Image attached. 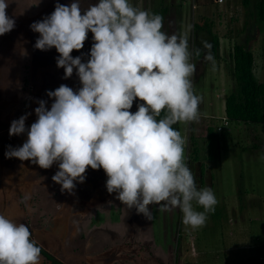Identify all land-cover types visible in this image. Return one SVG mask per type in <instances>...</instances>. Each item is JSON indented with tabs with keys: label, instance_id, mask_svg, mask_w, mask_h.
<instances>
[{
	"label": "rangeland",
	"instance_id": "374dc122",
	"mask_svg": "<svg viewBox=\"0 0 264 264\" xmlns=\"http://www.w3.org/2000/svg\"><path fill=\"white\" fill-rule=\"evenodd\" d=\"M83 1L82 10L98 3ZM72 2L8 0L6 12L14 19L15 27L0 36V131L7 126L9 130L12 121L24 115L26 129L30 128L38 119V101H47L49 110L54 102L48 91L62 84L74 91L82 87L76 69L70 78H64V69L57 67L59 53L54 47L46 51L35 47L40 34L30 27L50 16L57 3ZM129 2L162 15V31L168 35L187 33L190 47L201 50V56L192 59L196 65L194 91L203 97L199 105L201 119L191 125L178 122L175 130L186 140V163L198 189L210 187L216 196L214 212L208 213L206 223L196 229L183 224L179 208L162 204L150 205L152 216L146 219L116 199V193L107 191V175L102 168L88 167L85 181L76 182L73 194L62 192L61 185L52 180L59 170L57 163L42 169L31 161L6 158L10 146L18 148L27 140V132L10 136L8 131L0 134V186L7 198L3 200L0 194V214L25 224L31 239L65 264H238L248 257L264 259V148H254L264 145V124L231 121L222 130L216 129L219 156L214 160L205 158L206 129L221 123L225 97L236 88L229 56L233 44L245 42L247 37L255 54V77L264 82V23L255 27V0L247 6L242 0H227L221 5L212 0ZM164 6L166 12L161 9ZM205 21L211 22L210 30L219 38L218 55L211 48L215 68L204 59L207 50L202 42L211 44L207 28L193 27L194 22L203 26ZM93 43L89 31L84 47L71 55L87 62ZM140 103L135 100L130 111L135 113ZM194 145L199 149L200 161L189 156ZM20 203L27 214L22 215ZM194 207L203 211L198 205ZM40 264L49 261L41 255Z\"/></svg>",
	"mask_w": 264,
	"mask_h": 264
},
{
	"label": "clouds",
	"instance_id": "9594fccd",
	"mask_svg": "<svg viewBox=\"0 0 264 264\" xmlns=\"http://www.w3.org/2000/svg\"><path fill=\"white\" fill-rule=\"evenodd\" d=\"M8 6V0H0V36L15 27ZM163 19L129 0H98L84 10L80 0H74L70 5L57 3L50 16L34 22L30 27L40 34L35 47H54L64 78L76 69L82 87L74 91L62 84L48 91L54 102L49 110L47 101H38V119L30 128L25 126L27 115L12 121L9 135L27 132V140L18 148L10 146L5 156L42 169L57 163L52 180L69 194L76 182L85 181L88 167L102 168L107 191L116 193L128 209L151 219L150 205L179 208L183 224L196 229L218 201L210 187L198 189L186 163V140L173 125L201 119L203 97L195 94L192 79V59L201 50L190 47L187 33L162 31ZM89 31L94 43L90 59L82 62L71 53L84 47ZM202 43L204 59L215 68L212 45ZM137 99L143 103L133 113ZM223 117L218 131L229 125L227 119L218 129ZM31 235L25 224L0 214V264H40L42 246Z\"/></svg>",
	"mask_w": 264,
	"mask_h": 264
},
{
	"label": "trees",
	"instance_id": "16d2710c",
	"mask_svg": "<svg viewBox=\"0 0 264 264\" xmlns=\"http://www.w3.org/2000/svg\"><path fill=\"white\" fill-rule=\"evenodd\" d=\"M81 1V0H80ZM251 0H242L243 5L247 6ZM84 3H88V0H84ZM89 7V5H88ZM87 7V8H88ZM165 8L166 6L161 7ZM255 27H260L264 23V0H255ZM164 10V9H163ZM156 13V12H155ZM158 14V13H157ZM202 24V23H201ZM197 25L196 22L193 23V27L199 28L201 30H207L210 35V42L212 45L213 54L218 55L219 50V38L215 33L210 30L211 22H204V25ZM206 27V28H205ZM245 28V25H244ZM245 42H236L233 44L230 51V59L232 61L231 74L235 80L236 88L225 97L224 100V112L225 116L229 122L233 121L235 123H254V124H264V82L257 80L254 74V63L255 54L254 51L248 46L247 37ZM201 56V53H200ZM199 56V57H200ZM195 55L194 59L199 58ZM163 114V113H162ZM159 119V118H158ZM176 129V126L173 125ZM193 144H195V138L190 136ZM206 149L207 155L206 159L214 160L219 156V137L216 128L210 126L207 128L206 134ZM264 148V145H254V148ZM192 154L189 155L193 161L199 160V149L197 145H194L192 149ZM201 174L204 172L202 164H200ZM202 180V178H201ZM39 245V244H37ZM40 246V245H39ZM41 255L44 256L49 264H65L55 255L51 254L48 250L42 247ZM246 259H250L249 257ZM245 260V259H244ZM244 260H241L238 264H242ZM197 264V263H196ZM199 264V263H198ZM249 264H264L263 262H251Z\"/></svg>",
	"mask_w": 264,
	"mask_h": 264
},
{
	"label": "crops",
	"instance_id": "0c3cea01",
	"mask_svg": "<svg viewBox=\"0 0 264 264\" xmlns=\"http://www.w3.org/2000/svg\"><path fill=\"white\" fill-rule=\"evenodd\" d=\"M8 122L9 123H11L9 120H8ZM9 126H7V128H8ZM7 128H4V129H2V131H0V134H4V133H6V132H8L9 130L7 129ZM7 129V130H6ZM9 186L11 187L12 186V184L10 183L9 184ZM0 194H1V196L3 197V200H6L7 198L5 197V195H6V193H5V191H4V188H2L1 186H0ZM5 197V198H4ZM21 204V206H22V210H23V214L22 215H25V214H27V212H26V210H25V208H24V205L22 204V203H20ZM6 206V205H5ZM21 215V216H22ZM36 222V221H35Z\"/></svg>",
	"mask_w": 264,
	"mask_h": 264
},
{
	"label": "built area",
	"instance_id": "2783aa9c",
	"mask_svg": "<svg viewBox=\"0 0 264 264\" xmlns=\"http://www.w3.org/2000/svg\"><path fill=\"white\" fill-rule=\"evenodd\" d=\"M213 3L217 4V5H221L223 3H225L227 0H212ZM228 124V120L226 117L222 118V125L218 126V129H221L222 126H226ZM206 129V128H205Z\"/></svg>",
	"mask_w": 264,
	"mask_h": 264
},
{
	"label": "water",
	"instance_id": "95a60500",
	"mask_svg": "<svg viewBox=\"0 0 264 264\" xmlns=\"http://www.w3.org/2000/svg\"><path fill=\"white\" fill-rule=\"evenodd\" d=\"M251 262H263L264 263V259H256V258L246 259V260H244V262L242 264H249Z\"/></svg>",
	"mask_w": 264,
	"mask_h": 264
},
{
	"label": "flooded vegetation",
	"instance_id": "af4514ba",
	"mask_svg": "<svg viewBox=\"0 0 264 264\" xmlns=\"http://www.w3.org/2000/svg\"><path fill=\"white\" fill-rule=\"evenodd\" d=\"M33 54V53H32Z\"/></svg>",
	"mask_w": 264,
	"mask_h": 264
}]
</instances>
